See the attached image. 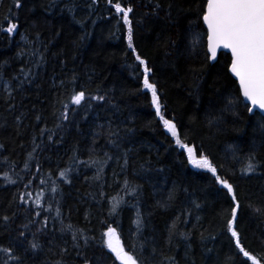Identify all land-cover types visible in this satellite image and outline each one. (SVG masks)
<instances>
[{"label": "trees", "instance_id": "trees-1", "mask_svg": "<svg viewBox=\"0 0 264 264\" xmlns=\"http://www.w3.org/2000/svg\"><path fill=\"white\" fill-rule=\"evenodd\" d=\"M65 2L57 0L56 7L48 8L50 0H21L17 9L14 0H0V216L15 213L7 226L0 221V246L9 247L18 237L20 225L29 223L36 211L41 212L36 217L40 221L55 217L59 207V220L50 219L47 232L37 234L41 247L23 253V264H83L72 248L71 233L61 231L68 224L89 237L82 252L90 264H112L115 258L103 247L102 233L111 225L126 250L132 251L133 221L139 208L143 220L140 240L148 241L142 255L136 247L142 264H158L161 253L174 256L175 264H225L229 257L232 264L244 260L226 231L230 208L226 190L215 183L211 173L192 169L186 153L155 114L151 93L143 88V71L128 48L127 29L113 7L120 3L133 8V45L152 69L150 81L157 86L163 116L177 125L182 142L196 147L197 158L205 153L218 173L233 183L241 202V239L251 254L264 261V215L254 211V207L264 206V164L256 174L245 176L240 171L242 164L233 158V150L242 160L253 141L260 140L262 116L250 115L243 103L238 105V116L221 111L226 96H235L238 89L227 72L229 55L220 53L213 64L206 63L203 55H190V21L196 18L200 0H161L164 7L158 15L152 14L149 0H98L91 11V0H74L73 14L62 11ZM169 2L171 16L165 11ZM10 23L18 25L13 36L4 30ZM40 55L43 59L36 67ZM21 69L30 70L31 76L19 87L24 79ZM5 84L14 89L11 99L3 90ZM73 89L84 90L86 101L57 129L61 102L70 103ZM97 93L106 95L107 101H91L92 108H87V96ZM18 116L22 120L19 126ZM101 125L104 133L93 143ZM45 127L55 130L54 142L48 141L47 132L41 136L40 129ZM109 127L119 132V147L109 143ZM34 138L40 145L36 151ZM105 152L112 158L107 159ZM74 156L88 165L77 163ZM91 159L107 161L99 180L94 179L96 167L89 166ZM258 159L264 162V148L259 149ZM26 160L28 168L22 171ZM66 169L68 183L59 178ZM5 173L17 184H8ZM29 180L31 186L25 189ZM125 180L137 189L135 195L125 194ZM52 181L58 186L55 199ZM21 191H30L32 200L42 192V208L51 206V211L35 208L32 200L27 206L19 204ZM170 192L175 199L162 206ZM112 197L124 200L115 214L109 211ZM192 201L201 207L196 208ZM174 221L179 230L189 233V239H177L169 246L167 229ZM36 227L30 224L27 240L33 238ZM202 232L216 239L202 242ZM79 243L83 245L84 240ZM153 243L157 253L149 260L146 257L151 255ZM22 247H28L27 241ZM22 247L17 248L18 254ZM62 247L67 248L64 254ZM2 261L0 254V264Z\"/></svg>", "mask_w": 264, "mask_h": 264}, {"label": "snow or ice", "instance_id": "snow-or-ice-1", "mask_svg": "<svg viewBox=\"0 0 264 264\" xmlns=\"http://www.w3.org/2000/svg\"><path fill=\"white\" fill-rule=\"evenodd\" d=\"M112 0H109L111 3ZM15 7L19 9L22 4L21 0H14ZM98 0H91L88 5L90 11L93 6L97 5ZM149 3L153 5L152 14L158 15L161 8L164 5L161 3V0H149ZM57 0H50L48 8L56 7ZM74 0H66L65 8L70 14H73L75 11ZM115 8L117 16L122 19V22L127 29V43L128 48L132 50V54L135 56L136 61L143 71V88L151 93V105L155 110V114L159 117L162 122L165 130L172 136L175 140L177 147L183 149L186 153L188 162L194 168L205 170L211 173L212 177L215 178V183L220 185L222 189L226 190V196L230 197V208L228 210V215L225 220L226 231L231 237L230 243L235 245V250L242 255L244 260L239 261V264H264V261L257 258L256 255L251 254L244 246L241 239V232L239 230V215L241 209V202L237 194V190L233 183L228 179L223 178L218 173L217 166L214 165L212 160L203 152L199 153L197 158V152L195 146H189L188 144L182 142L177 125L166 119L162 114V106L160 95L157 90V86L150 81V73L152 71L151 67L148 65V62L142 58L136 51L133 45V28L132 20L130 18V13L133 12L131 6L122 7L120 3H115L113 5ZM172 7L171 2L167 4L165 9L166 15L171 16L170 9ZM197 14L194 21H190V28L188 34V48L190 55L198 58L200 55H203L205 62L216 61L218 58V50H225L226 53H230V63L227 66V72L230 73L231 77H234V80L231 81L233 85H238L236 89V95H227L226 102L224 107L221 109L222 112L230 113L233 116H238V105L240 103L244 104L246 111L250 115H255V110H259L260 113H264V0H200L197 4ZM122 14V15H121ZM75 21V17L73 15ZM83 25V21H75ZM18 25L16 23H10L6 29H4L9 36H13L16 33ZM206 37V45L204 43V38ZM39 38V37H37ZM23 39V37H22ZM37 55L36 52L33 53ZM43 59L42 55L38 57L36 67H39L40 61ZM195 72V67L191 69ZM21 74L24 79L19 81V87H22L23 84L29 80L31 76V71L25 72L24 69H21ZM16 79V77H13ZM75 82L73 78L72 83ZM63 82H61V86ZM3 90L7 93L8 97L12 98V92L14 89H10L8 84L3 86ZM106 95L95 94L87 96V108H92L91 101L97 102V104H103L107 101ZM70 103L61 102V110L59 115L56 117L58 123L56 128H60L63 122L68 121L70 115H75L80 107L84 105L82 102L86 101V92L84 90H75L73 89L70 97ZM70 105H75L76 107H70ZM14 107V105L12 106ZM23 115V114H21ZM55 115V114H54ZM41 117L36 116L37 122H39ZM84 119H87V114L84 115ZM17 125L19 126L22 123L21 117H16ZM210 123H215V121H210ZM101 131L94 134L93 143H95L96 137L104 133V126H99ZM260 130V140L257 142L253 141L252 147L248 153L241 160L240 157H237L235 150H233V158L239 161L242 164L240 169L242 175L256 174L258 169L264 164V162L258 159V151L261 148H264V117L261 118L259 123ZM255 131V130H254ZM48 133V141H53V136L56 134L54 129L41 128V136L44 133ZM107 135L109 137V143L113 144L116 147H119L118 138L119 132L109 127L107 129ZM116 138V139H114ZM34 148L33 151H36L40 147L39 144L35 143V138L33 139ZM94 151V150H93ZM105 157L111 159L112 157L105 152ZM32 154L29 153V158ZM76 160V157H73ZM5 162H7L5 160ZM77 163L88 165V161H78ZM106 160H97L91 159V164L89 166H95L96 176L94 179L99 180L101 174L104 170V165ZM127 164V159L124 160V165ZM123 167V166H122ZM28 168V161L24 162V169ZM37 172H40L39 166L36 169ZM67 169L62 170L59 173V178L63 179L65 183H68L67 180ZM3 179L8 184H17V180L11 179L7 173L4 174ZM23 179V177H21ZM51 179V177H49ZM32 181L29 180L25 185V189L30 188ZM46 183L45 180H41V184ZM125 194L126 195H135L137 189L129 187L127 180H125ZM51 192L53 193V199H55V194L58 193V186H56L55 181H52ZM104 193L101 192V196ZM43 193L36 195L35 199L32 200V194L30 191H21L18 193L19 204L27 206L29 200H32V204L35 208H42L41 199ZM175 199L174 192H170L168 195V201H162V206L167 207L168 203ZM111 204L110 214H115L117 209L122 203H124L123 197H112L109 200ZM196 208H200L201 205L192 201ZM59 202L57 201V205ZM253 207V205H249ZM43 211H51V206L42 208ZM256 215H264V206L254 207ZM190 214V212H189ZM41 215L40 211H36L32 216L31 220L27 224L20 225V231L18 237L14 238L13 242L9 247L0 246V254L3 255L2 264H23V253H26L29 249L33 252L41 247L40 243L37 240V234H44L49 229V220H59L61 216L60 208H56L55 217L45 216L43 220L37 221L36 217ZM15 217V213L12 217L8 215L0 216V221L3 222L5 226L9 224L11 220ZM179 219V217L177 218ZM199 220V217H197ZM63 223V221H60ZM187 223V221H183ZM136 226L135 232L132 233L133 237V248L132 251H127L125 245L122 243L121 236L118 233L117 229L109 225L107 229L102 233V245L107 249L108 252L112 254V257L115 259L112 261V264H142L140 255H137L136 247L139 246L141 250V255L146 247H148V241L140 240V236L143 232V220L139 214V208H137V219L133 221ZM30 224H36L37 227L32 231V239L27 240L26 232L31 230ZM62 232H70L72 238V248L76 250V255L80 257L83 261V264H90V260L82 252V249L88 246L89 237L85 236L83 231L80 229H74L73 225H65L62 229ZM83 239L84 244L81 245L79 241ZM177 239L187 241L189 239V233L179 230L177 223L174 221L169 225L167 229L166 244L171 246ZM202 242L204 240H215L216 237L213 235L204 236L203 232L201 233ZM27 241L28 247H22ZM22 247V251L18 254L17 248ZM190 249L191 245H187ZM213 249L209 248L208 252H212ZM67 252V248H61V254ZM157 253L155 244L152 245L151 255L146 257V259H151ZM162 259L158 264H175L174 256H167L161 253ZM110 259V258H109ZM56 264H61V261H57ZM225 264H232V257L226 259Z\"/></svg>", "mask_w": 264, "mask_h": 264}, {"label": "water", "instance_id": "water-1", "mask_svg": "<svg viewBox=\"0 0 264 264\" xmlns=\"http://www.w3.org/2000/svg\"><path fill=\"white\" fill-rule=\"evenodd\" d=\"M220 53H225V54H227V55H229L230 56V53H226L225 52V50H218V55L220 54ZM217 61V60H216ZM216 61H210V63H215ZM230 74V73H229ZM231 76V75H230ZM232 79L234 80V77H232ZM238 86V85H237ZM255 113H258V114H260L262 117H264V113H260L259 112V110H255Z\"/></svg>", "mask_w": 264, "mask_h": 264}, {"label": "rangeland", "instance_id": "rangeland-1", "mask_svg": "<svg viewBox=\"0 0 264 264\" xmlns=\"http://www.w3.org/2000/svg\"><path fill=\"white\" fill-rule=\"evenodd\" d=\"M190 166L192 167V169H194V170H196V171H204V170H202V169L194 168L191 164H190Z\"/></svg>", "mask_w": 264, "mask_h": 264}]
</instances>
